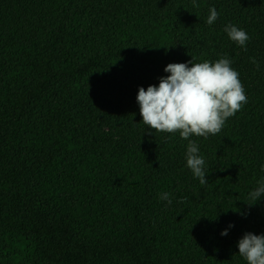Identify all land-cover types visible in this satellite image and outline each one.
Returning a JSON list of instances; mask_svg holds the SVG:
<instances>
[{"label":"trees","instance_id":"1","mask_svg":"<svg viewBox=\"0 0 264 264\" xmlns=\"http://www.w3.org/2000/svg\"><path fill=\"white\" fill-rule=\"evenodd\" d=\"M196 2L0 0V264H248L238 241L264 234V196L248 199L264 179V0ZM192 57L230 59L247 97L190 137L205 185L188 140L149 134L137 103Z\"/></svg>","mask_w":264,"mask_h":264},{"label":"clouds","instance_id":"2","mask_svg":"<svg viewBox=\"0 0 264 264\" xmlns=\"http://www.w3.org/2000/svg\"><path fill=\"white\" fill-rule=\"evenodd\" d=\"M193 7L199 4L193 0ZM219 13L212 7L207 17V24L212 25ZM229 39L246 51L250 39L245 30L232 24L225 27ZM195 58L188 63L169 64L165 73L170 75L159 78V85H150L147 90L140 87L137 103L140 106L142 123L153 133L179 132L181 139L188 140L186 151L187 167L201 185L207 184L205 160L199 155V148L191 136L204 137L219 133L229 117H233L241 106L247 103L245 90L239 74L230 65L232 61L221 57L212 63H195ZM252 63L257 64L255 58ZM191 65V67H189ZM158 159V158H157ZM264 171V166H262ZM168 193H161L160 198L171 204ZM264 196V179L258 187L248 194L250 201H259ZM249 206L256 203H247ZM234 225H229L231 229ZM229 234L228 229L221 232ZM239 255L248 264H264V234L245 233L238 241Z\"/></svg>","mask_w":264,"mask_h":264}]
</instances>
